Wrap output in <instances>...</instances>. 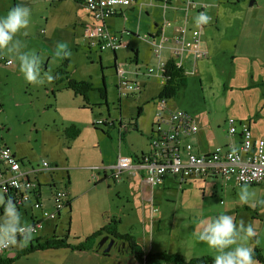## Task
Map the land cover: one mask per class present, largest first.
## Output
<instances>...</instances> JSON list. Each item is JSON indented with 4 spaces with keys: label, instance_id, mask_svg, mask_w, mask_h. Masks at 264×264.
Instances as JSON below:
<instances>
[{
    "label": "rangeland",
    "instance_id": "rangeland-1",
    "mask_svg": "<svg viewBox=\"0 0 264 264\" xmlns=\"http://www.w3.org/2000/svg\"><path fill=\"white\" fill-rule=\"evenodd\" d=\"M65 1L0 0V16L5 15L9 9L17 5H24L30 9L29 24L18 31L13 39L20 42L19 52H34L40 57L43 80L40 84L27 82L19 71L18 53L0 50V57L12 62L10 66H5L0 61V105L4 110V114L0 115V143L7 142L13 153L17 149L16 156L22 158L23 165L37 168L36 173L40 172V174L38 173L36 177L39 176L41 185L48 186L53 180L58 187H63L67 177L69 178L67 191L71 197V212L68 215L65 212L61 214L57 232L64 231L62 234L65 236L70 219L68 241L73 243L74 236L83 239L95 221L106 219L111 215L124 217L121 229H128L127 221L133 218L136 222H134L135 231L142 230L143 224L149 231L152 227L142 220V215H147L149 207L154 205L155 213L159 211L161 214L162 224H155V229L153 228L155 230L153 243L149 246L152 251L159 249V251L178 255L185 253L186 257L210 255L214 259L216 251L206 242L197 239L201 229L200 222L203 221L199 215L202 214L203 208L205 210L203 215L211 213L212 217H215L226 214L231 216L236 224L242 221L245 226H251L252 235L243 240L238 238L237 243H244L262 256L261 252L264 253V205L259 204L258 201L264 200V187L260 184L247 186L252 194L247 204L239 200L242 186L229 185L230 187L225 191L222 184L224 181L219 179L217 184L220 185L213 190L214 193L203 192L195 184H191L186 185L182 190H180L181 185H172L168 190L157 187L150 191V194L149 190L143 194L139 183H136L135 190L130 195L124 190L117 193L116 185L120 183L114 184L110 179L99 185L95 184L98 181L97 177L85 168L110 166L108 160L118 148L117 131L103 128L110 134L106 135L100 132L103 129L98 127L95 129L90 124V110L96 112V107L91 106L89 109L81 97L71 95L70 98L66 95V91H61L62 83L57 84L53 81L54 79L48 81L47 76L54 77L57 69H63L65 75L59 77L60 79L66 77L67 73L69 77L78 80L91 78L97 86L103 80L108 93L109 117L116 120L123 119L125 126L127 123L135 124L137 121L136 130L129 126L126 130L128 133L124 132L125 136L128 134L127 149L136 154H139L141 150L146 152L149 149L150 123L153 121L157 102L154 99L162 87L154 78L149 79L140 74V77L136 79L135 76L128 74V78L133 81L147 80V83L142 92L134 93L133 98L123 97L119 116L116 105L118 93L114 88L112 77V56L101 53L102 51L97 48L96 51L89 52L82 38L75 35L71 27L65 26L63 16L66 15L67 22L76 9L73 0ZM250 1L238 7L237 13L233 14L231 11V18L234 21H231L229 29L221 28L213 35L209 32L206 34L207 37L203 34L202 38L208 39V46L211 45L212 50L196 62L195 74H186L185 88L165 100L169 109L186 113L194 118L199 126L203 127L202 129L210 130V133L217 138L228 137L227 120L247 121L248 115L254 117L261 112L264 102L262 86L264 64L260 58L261 49L257 50L254 47V44L258 46L255 38L261 39L263 44L260 46L264 47V0H257L252 6H249ZM228 4L224 2L222 6H228ZM246 10V20L254 27L250 37H246V45L250 51L247 54L243 53V46L237 47L234 43L238 35L239 23L244 18ZM235 17L238 18L235 19ZM46 19L49 23L48 31L44 25ZM224 20L227 18L224 17ZM221 24L220 19L217 26ZM41 29L47 31L50 40L44 41V36L40 35V31H43ZM61 44L66 45L64 50L68 51L69 55H57ZM150 46L152 53L154 46L152 44ZM142 51H145V46ZM117 53L119 68L127 70L128 51ZM100 54L101 70L98 64ZM186 55L185 64L188 68L185 67V70L190 71L192 63L187 60L190 55ZM141 67L139 65L135 68L141 69ZM98 100L97 92H94L93 96L91 95V102L95 103ZM83 105L88 109L81 110L79 106L83 107ZM140 108L142 113L137 117V110ZM158 109L159 105L156 111ZM104 110L105 108L102 115L106 117ZM69 118H77L79 121L76 126L80 135L73 143L65 139L62 130L63 123L66 125ZM43 161L55 164L57 171L50 172V169H42ZM31 181L37 184L36 181ZM136 192L139 193L140 202L134 201ZM202 193L209 199L208 208H199V213L194 215L195 211L192 209L200 206L196 199H201ZM143 198L147 199L146 203L142 201ZM148 199H150L149 202ZM49 204L52 209L51 203ZM123 215L128 217L125 218L126 216ZM32 237L33 235H29L31 241ZM159 245L161 248H158ZM22 262L27 264L25 260Z\"/></svg>",
    "mask_w": 264,
    "mask_h": 264
},
{
    "label": "crops",
    "instance_id": "crops-1",
    "mask_svg": "<svg viewBox=\"0 0 264 264\" xmlns=\"http://www.w3.org/2000/svg\"><path fill=\"white\" fill-rule=\"evenodd\" d=\"M66 1H68V0H66ZM83 1L84 0H73V3H74L73 5L75 6L76 9L74 10L71 18L67 19V22H66V15L63 16L64 23L66 24V25L65 24L64 25L66 27L67 26L71 27L72 31L75 32V35L80 36V38H82L83 29L85 27H90L94 24V21L92 19L91 14L84 7ZM247 1L248 0H137L136 4L131 6V7H126V8L118 7L117 8V14L112 16V17L106 18L104 20V25L111 33L115 34L118 37L119 41L122 44V47L119 48L118 50L114 51V52L109 51V50L101 52V53H108L110 57L112 56V63H111L112 67L111 68L113 69L112 77L114 79L115 90L117 91L116 77L114 74V70L116 67H120V66H118L119 58H118L117 52L128 51L129 59H128L127 66L132 65L134 67H137V66L141 65L142 66L141 69H143L145 66H148L151 63L152 53H151V46L150 45L152 43H156V37L163 34L164 36H166L167 38L172 40L171 38H174L178 34V28L180 26H185L186 27L185 36H186L187 41H189L191 39L190 33L192 31L197 30L200 32L201 42L203 41L201 48H202L203 52L206 53L205 56H207L209 54L208 51L212 50V46L211 45L208 46L209 45L208 39L207 40L205 38L203 39L202 38L203 34L206 36V34L211 32V34L213 35L217 31H219L221 28L223 30L229 29V27L231 26V21H234L231 18V11L233 12V14L237 13L239 10L238 7L245 5ZM224 2H226V3L228 2L229 3L228 6H222V3H224ZM250 2H252V3L249 6H252L253 4H256L257 0H251ZM61 3H63V2H61ZM201 12H205L211 17V20L209 23L201 24V25H197L195 23V17ZM185 14H187V16H186L187 21L186 22H184ZM246 14H247V10L244 12V18H242V21L239 23L238 35H237V38L234 42L235 46H237V47H238V45L243 46V53H245V54L250 52L248 50L249 48L246 45V37H250V32L254 30L253 24L247 22ZM224 17H226L227 20H224ZM236 18H238V17H235V19ZM220 19L222 21V24H221V26L218 27L217 23L218 22L220 23ZM44 25L47 27V31H48L49 23H48L47 19L45 20ZM41 30H43V31H40V35L44 36L43 37L45 39L44 41L50 40V35L47 34V31L45 29H41ZM211 34H210V36H211ZM254 40H255V43L257 42V45H258V46H256L254 44V47H256L257 50L261 49L260 58L262 59V62L264 64V47L260 46L261 44H263V41L261 39L257 40L256 38ZM169 45L173 46L172 42H169ZM84 46L88 49L89 52L96 51V48H90L87 44H84ZM144 46H145V51H142ZM185 55L186 56L190 55V58L188 56L187 60H189V62L192 63V68L193 67L196 68V62L198 60L202 59V58H200V59L191 61V59L193 58L192 54L186 52L184 54V56ZM162 59L166 60V61L169 60L170 59L169 54H167L166 52H163L162 53ZM185 61L186 60H184V62H183L184 64H185ZM100 63H101V54L99 55V58H98L99 67H100ZM186 65L187 64L184 65V70H185V67L188 68ZM109 68L110 67H108V69ZM100 70H101V67H100ZM185 72H186V74L189 73L192 75L191 70L190 71L185 70ZM193 74H195V73H193ZM129 75H127V77ZM139 77L140 76L135 77V78L138 79ZM87 78H89V77H87ZM69 79L77 81V82H90L93 85V87L96 89L104 88V91H105V99L104 100H102L100 98V93H98L97 90H94V92H97L98 99H99L95 103L91 102V95L93 96V93H94L93 91H90L87 93L86 99L82 98L81 96H78V95L77 96L82 98L83 103H85V105H88L89 109H91L90 108L91 106L96 107L95 108L96 112L93 111L92 109L90 110V113H91L90 124L91 125H92V120L102 118L103 120L105 119L106 121H110L111 124L110 125L107 124L105 127H102L101 129H103V128L112 129V130L116 129V131H117V135H118V139H119L117 152L113 153L111 155V157L108 160V163H109L108 165L113 164L118 155L131 157L132 160L134 162H136L143 155L148 154L150 147L146 152L141 150L139 154L133 153L131 150L129 151L127 149L128 134L125 136L124 132L128 133V131H126V130L128 129V127L130 125L133 129V124L127 123L126 124L127 126H125V122L123 119L119 118L118 120H116L114 118L109 117L110 112H109L108 93H107V89L105 87V82L103 80L101 81V84L97 86L96 84H94V82L91 78L78 80V79L70 76ZM129 79H131V78H129ZM134 81H136V80H134ZM136 82H138L140 84V90L138 92V93H140V92H142V90L146 86L147 80H144L143 82H139V81H136ZM61 83H62L61 91H66V93H67L66 95H69L70 98H71V95L76 97V95H74V93L71 90L66 88V86H65L66 82L65 81H62L59 84H61ZM159 85H161V84H159ZM162 86L163 85H161V87ZM262 86L264 87V82L262 83ZM134 96H135V94L131 95L130 97L128 96V97H124V98H133ZM124 98L118 96V100L116 103L117 108H118L117 109L118 113H119V109L121 107V100H123ZM263 98H264V91H263ZM56 99H57V97H56ZM154 101L158 102V98L156 97L154 99ZM157 102H156L155 111H156V108L158 105ZM66 104H67V101H66ZM89 104H91V105H89ZM85 105H83V107L79 106L80 109L81 110L88 109V107ZM103 108H105L104 111L106 113V117H104L102 115ZM261 108H262L261 112L258 113L257 115H255L254 117L248 115L247 122L250 123L253 137L255 139L264 140V102H263V105L261 106ZM140 110H141V112H140V114H141L142 109L140 108ZM0 111H1V109H0ZM155 111L153 114V119H154V115L156 113ZM2 114H4L3 107H2V111H1L0 115H2ZM139 115H137V117ZM119 116H120V113H119ZM192 119L197 126V132L195 134L189 136L188 138H186L184 140V142L189 143L191 145L193 153H195V154H208V153H211L212 151H214V149L216 147H229V146L230 147L231 146L237 147L238 146L239 141H240V135L238 133L236 135H233V136H230L227 134V136H228L227 138H217V137H214V134L210 133V130L202 129L203 127L199 126V124L197 123V121H195L194 118H192ZM67 122L68 123L66 125H64V123H63V129L62 130H64L66 127H68L70 125H73L77 128L76 124L79 121L77 118H69V119H67ZM152 123H153V121L150 123L151 124L150 133H151ZM137 125L138 124L136 121L135 127H137ZM106 129H104L105 132H106ZM102 134H104V133H102ZM79 135H80V133H79ZM79 135L75 139L71 140V143L75 142L78 139ZM106 135H110L109 132H106ZM0 144L7 147L10 150V152L13 153L11 146L9 144H7V142H5L4 144H2V143H0ZM16 151H17V149H15V153H13V155L15 156L16 159H18L20 161L21 170L23 172L28 173L27 176H28L29 180H34L37 183L36 184L37 185L36 192L38 195L37 200L39 202H41L42 209L47 211V212H51L53 210V209H51V206L49 203H51L52 194L56 190H61L65 193L66 205H65L64 209H62L61 211H59V213L56 214L55 219L45 220L42 223L41 229L36 234L33 235L32 241L30 240L29 237L26 240L24 239V240L17 241V244L12 245L7 251H5L2 255H0V260H5V259L11 258L12 260H14L11 264H20V263L24 264L22 262L24 260L27 264H144V263L138 261L135 258L134 254L131 252V250L128 248V246L126 244H123L124 245L123 246L122 242L120 240L114 239L115 241H117L116 245H114L111 248V250L108 253V256H104L102 252H103L106 245H103L100 249L96 248L98 240L100 238L94 241L93 246H91V249H89V250L76 251V250H72L69 248L37 250V251H34V252L24 256V257H20L19 259L15 260L14 258L17 256L19 251L24 247H28L30 245V242H32V244H34L36 241L41 242L43 240L50 239L52 236H57L58 238H64L65 240H67L68 244H70L72 246H76V245L80 244L81 242H83V240L87 236L93 234L98 229H101L102 227H104L108 223L109 219L111 217H114V215H111V216L107 217L106 219L95 221L92 224L91 230L89 231V233H86L83 236V239H79V237L74 236L73 237V239H74L73 243H70L68 241L69 240L68 238L70 237V219L68 222V226H67L68 228L66 231V235L63 236L64 234H62V233H64V231H62L60 233L57 232L58 226L60 224V222L58 220L61 218V216H62L61 214L63 212H65L66 215H68L71 212V197H70V193L67 191V186L69 185V178L67 177L66 182H64L63 187H58L56 185L57 183H55L53 180H52V184H49L48 186L41 185V183L38 180L39 176L36 177V175L38 173L40 174V172L36 173L37 168L33 169V168H30L31 166L23 165V160H22V158L16 156ZM49 165L51 167H57L55 164H49ZM96 167H102V166H96ZM85 169L88 170L89 172L91 171L90 168H85ZM54 171H57V169L56 170H50V172H54ZM41 173H42V171H41ZM90 173L94 174L98 179V181L95 184L99 185V183L107 181L108 179L111 180L108 172L104 173L101 170H97L96 172L91 171ZM144 175H145V173L141 172L142 178L140 179L138 176H134V175L128 176L127 173H124L122 175L123 181L120 182V184L114 183V184H119V185H116L117 193H119V191H122V190H124L126 192V194L133 193L135 190L136 183H139L140 191L143 194H146V192L148 190H149V194H150V191H153L154 188H157V187H161L162 190H168V189H170L169 187H172V185L173 186L181 185L180 190H182L186 185L189 186L191 184H195L196 187L203 192L210 191V193H212L213 190L214 189L216 190V188L220 185V184H217V181L221 180L220 178H213V179H208L205 181L186 179L183 182H180L173 177H166L160 185H157L153 188H150L145 183ZM111 182L113 183L112 180H111ZM220 183H222V181ZM222 184H223L224 189L229 188L230 186H232V187L236 186L234 183H230V184H228V186L225 185L224 183H222ZM260 185H262V187H264V180L260 183ZM227 190L228 189H226L225 191H227ZM0 196H2V195L0 194ZM138 196H139V193L136 192L134 195V201L140 202V199L138 198ZM149 200L150 199H148V202H149ZM208 200L209 199H207L203 193H202L201 199H198V198L196 199V201L199 202L200 206L192 209L195 211L194 215H197L199 213L198 212L199 208L200 209L202 207L208 208ZM142 201L146 203L147 199L143 198ZM33 203H34V200L32 198L31 201H29L28 203H26L22 207L17 208V211L21 215L22 223L26 224L27 226H30L37 218L40 217L41 211L34 209L32 207ZM48 209H51V210L48 211ZM204 211L205 210L202 208V214L199 216L203 221L206 222L209 218H212V214L209 213L207 215H203ZM155 212L156 211L152 212L151 207H149L147 215H144V214L142 215V217H143L142 220L146 221L147 224L149 226L151 225V227H152L149 229V231L151 230L150 232L146 230L145 224H143L142 230L135 231V224H134L135 221L133 218L131 219V221L130 220L127 221V225L129 226L128 229H121L122 219L124 217L120 218V215H119V217H114L115 219L119 220V223H118L119 225L116 226V230H117L116 232L119 235L129 234L131 237H133V239L135 240V242L137 244L138 250L140 251L142 256H144L145 254H148V253L153 254V253H158V252H165V251H159V249H157L156 251H152L151 247L149 248L151 243H153L152 238L154 237L153 231L155 232V230H154L155 224L156 225L159 223L162 224L160 212L159 211H157V213H155ZM123 216H126L125 218L128 217V215H123ZM3 220H4V212L0 215V222H3ZM105 235L107 236V234L102 233V236H105ZM110 238H113V237H110ZM159 247H160V245L158 246V248ZM166 253H169V252L166 251ZM169 254H174V253H169ZM261 254H262V256H264V253L261 252ZM181 256L185 260H191V259H196V258H201V257H210V255H205V256H200V257H186L185 253H183ZM210 258L213 259L212 256ZM153 264H171V263L160 261V262H155ZM254 264H262V263L254 260Z\"/></svg>",
    "mask_w": 264,
    "mask_h": 264
},
{
    "label": "built area",
    "instance_id": "built-area-1",
    "mask_svg": "<svg viewBox=\"0 0 264 264\" xmlns=\"http://www.w3.org/2000/svg\"><path fill=\"white\" fill-rule=\"evenodd\" d=\"M137 0H84L85 9L91 14L94 24L85 27L82 33V41L90 48L99 51H116L122 47L118 37L111 33L104 25V20L117 14V8H126L135 5ZM165 6V5H164ZM187 14H185V20ZM168 25V24H167ZM186 27L180 26L178 34L167 38L163 34L156 37L157 44L152 43L151 63L143 69H136L128 65V69L116 67V88L119 97L139 92L140 84L127 77L128 74L138 77L140 74L147 78H154L159 84L165 83V69L167 62L173 60L177 68L184 70V54H192L191 61L203 58L206 53L201 46L200 32L195 30L190 33L191 39L186 40ZM172 42L173 46L169 45ZM169 54V60L162 59V53ZM0 61L5 66H10V60ZM185 72V70H184ZM196 68L191 69L195 73ZM186 73V72H185ZM159 109L156 111L152 123L150 138V150L134 162L131 157L118 155L115 162L107 168H90L96 172L101 170L108 172L113 183L123 181L122 175L138 176L142 178L141 172L145 173V183L153 188L160 185L166 177H173L183 182L186 179L205 181L220 178L225 185L234 183L236 186H254L264 180V140L255 139L252 134L250 123L247 121L227 120V134L230 136L240 135L237 147H216L208 154H195L192 147L184 140L197 132V126L193 119L179 110H171L167 107L165 100H158ZM110 125V121L102 118L92 121V126L102 128ZM41 168L44 170H55L47 162L43 161ZM28 173L20 168V161L10 150L0 144V193L3 197H11L20 208L29 201L34 200L33 208L40 210V217L28 226V236L36 234L45 220H53L59 211L65 208L66 195L61 190H56L51 197L52 211L42 209L41 202L37 200V185L28 179ZM151 211H156L151 206ZM0 208V215L3 213ZM16 240H24L21 234H17ZM12 245L0 243V255L7 251Z\"/></svg>",
    "mask_w": 264,
    "mask_h": 264
},
{
    "label": "clouds",
    "instance_id": "clouds-1",
    "mask_svg": "<svg viewBox=\"0 0 264 264\" xmlns=\"http://www.w3.org/2000/svg\"><path fill=\"white\" fill-rule=\"evenodd\" d=\"M30 16V9L24 5L14 6L5 15L0 16V50L16 51L19 71L24 79L32 84H40L43 82L40 57L34 52H19L20 42L13 39L18 31L27 27ZM210 20L211 17L205 12H201L195 17L197 25L207 24ZM59 49L57 55L67 56L70 54L64 50L66 49L64 44L59 45ZM52 79L51 75L47 76L48 81ZM251 195L247 186H242L239 192L240 202L249 203ZM258 203L264 205V200H260ZM0 208L4 211V220L0 222V243L17 244V234H21L26 240L28 226L22 223L21 215L17 211L13 199L0 196ZM200 225L201 229L197 234V239L206 242L210 248L216 251L213 264H254L252 248L244 243H237L238 238L243 240L252 235L251 226H245L242 221L236 224L232 217L226 214L209 218L206 222L201 221Z\"/></svg>",
    "mask_w": 264,
    "mask_h": 264
},
{
    "label": "trees",
    "instance_id": "trees-1",
    "mask_svg": "<svg viewBox=\"0 0 264 264\" xmlns=\"http://www.w3.org/2000/svg\"><path fill=\"white\" fill-rule=\"evenodd\" d=\"M2 58V57H1ZM4 60V59H3ZM62 75H65V71L63 69H57L56 73L54 74V81L59 84L62 81H65L66 88L71 90L74 95L81 96L82 98L86 99V95L90 91L97 90L100 93V98L102 100L105 99V91L104 88L96 89L90 82H77L74 80L69 79L68 74L66 73V77L60 79ZM186 73L183 69L177 68L176 64L173 60H169L167 62V67L165 69V83L162 86L161 91L159 92L157 98L158 100H166L173 96H175L179 91L183 90L186 86ZM133 94H128L125 97H130ZM141 112L140 109L137 110V115ZM131 126V125H130ZM96 129V126H93ZM133 129L136 130L135 124H133ZM102 133L106 134L105 130H101ZM152 132V127H151ZM80 131L75 126L70 125L63 130V136L67 140H73L79 135ZM7 198V197H5ZM119 221L114 217H111L108 223L98 229L93 234L87 236L83 242L76 246H72L67 243V240L64 238H58L57 236H52L50 239L43 240L41 242L36 241L34 244L30 242L28 247L22 248L17 256L14 258L19 259L20 257H24L34 251L37 250H45V249H59V248H69L76 251H84L91 249L93 246L94 241L99 239L102 236V233L107 234L109 237H113L115 240H120L122 243L126 244L131 252L134 254L135 258L144 263V264H153L155 262H167L171 264H213V259L210 257H201L191 260H185L181 255L178 254H168L166 252H158V253H148L144 256L141 255L140 251L138 250L137 244L133 237L129 234L119 235L116 231V226L118 225ZM98 248V246H96ZM254 260L264 263V257L256 250L253 251ZM14 260L5 259L0 260V264H11Z\"/></svg>",
    "mask_w": 264,
    "mask_h": 264
},
{
    "label": "water",
    "instance_id": "water-1",
    "mask_svg": "<svg viewBox=\"0 0 264 264\" xmlns=\"http://www.w3.org/2000/svg\"><path fill=\"white\" fill-rule=\"evenodd\" d=\"M252 2L249 3V5H251ZM117 241H115L113 238H110L109 236H103L102 238H100V240L97 243L98 248L100 249L103 245H106L104 250H103V255L104 256H108L109 251L111 250V248L116 245ZM124 243H122L123 245ZM124 246V245H123Z\"/></svg>",
    "mask_w": 264,
    "mask_h": 264
}]
</instances>
